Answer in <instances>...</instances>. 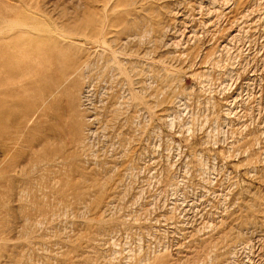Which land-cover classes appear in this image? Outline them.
I'll list each match as a JSON object with an SVG mask.
<instances>
[{
    "label": "rangeland",
    "instance_id": "1",
    "mask_svg": "<svg viewBox=\"0 0 264 264\" xmlns=\"http://www.w3.org/2000/svg\"><path fill=\"white\" fill-rule=\"evenodd\" d=\"M0 70V264H264V0H0Z\"/></svg>",
    "mask_w": 264,
    "mask_h": 264
},
{
    "label": "bare ground",
    "instance_id": "2",
    "mask_svg": "<svg viewBox=\"0 0 264 264\" xmlns=\"http://www.w3.org/2000/svg\"><path fill=\"white\" fill-rule=\"evenodd\" d=\"M19 22L20 20L16 19V21H14L13 23L19 25ZM29 43L31 45L35 44L41 50L39 56H37L36 58L33 59V61H31L33 63V70H32L33 76L30 77L31 79L28 78L29 81L31 82L30 83L31 91H34L36 93L35 99L32 101H34V106L37 108L36 112L38 114H41L42 116L48 117V115L53 111L56 112L58 105L56 101L51 102V100H53L54 98V95L51 93L49 94V96H47L48 95L47 92L48 90H51L52 87H56V85L58 84H59L58 88L66 84V81L61 83L64 76L63 70L66 68V64L65 63L58 64L52 61L50 54L56 50L58 43L50 35H36L32 37ZM22 69L26 71L27 68L23 67ZM1 71L2 70H0V73H2ZM27 87L29 86H25V85L21 86L20 93L18 94L23 93L24 90L26 89L30 90ZM24 94L26 95V93ZM21 98H23L24 101L27 100V97L25 98L23 96ZM30 103L32 105V102ZM29 108L30 106L25 110H28ZM62 117L63 118L66 117L65 111L62 113ZM54 120H57L56 121L57 126L55 127H58L60 125V123H58V118L57 119L55 118ZM60 127L62 130H64L63 126L60 125ZM51 130L55 133L54 128H52ZM1 138H2V132L0 130V139Z\"/></svg>",
    "mask_w": 264,
    "mask_h": 264
}]
</instances>
